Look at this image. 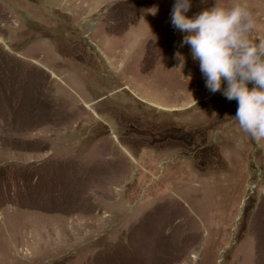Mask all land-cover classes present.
Instances as JSON below:
<instances>
[{
	"label": "rangeland",
	"instance_id": "1",
	"mask_svg": "<svg viewBox=\"0 0 264 264\" xmlns=\"http://www.w3.org/2000/svg\"><path fill=\"white\" fill-rule=\"evenodd\" d=\"M173 4L0 0V264H264V140ZM237 4L264 40V0L185 15Z\"/></svg>",
	"mask_w": 264,
	"mask_h": 264
},
{
	"label": "clouds",
	"instance_id": "2",
	"mask_svg": "<svg viewBox=\"0 0 264 264\" xmlns=\"http://www.w3.org/2000/svg\"><path fill=\"white\" fill-rule=\"evenodd\" d=\"M191 0H174L170 22L184 33L193 60L199 62L205 87L236 100L231 116L252 140H264V40L253 41L249 33L254 20L242 5L205 8L193 17L185 15ZM223 83V87H222ZM249 84L252 86L249 87Z\"/></svg>",
	"mask_w": 264,
	"mask_h": 264
}]
</instances>
